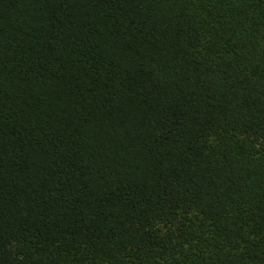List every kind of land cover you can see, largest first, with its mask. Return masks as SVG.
<instances>
[{"label": "trees", "instance_id": "16d2710c", "mask_svg": "<svg viewBox=\"0 0 264 264\" xmlns=\"http://www.w3.org/2000/svg\"><path fill=\"white\" fill-rule=\"evenodd\" d=\"M0 264H264V0H0Z\"/></svg>", "mask_w": 264, "mask_h": 264}]
</instances>
